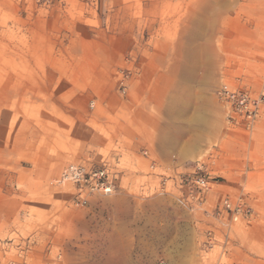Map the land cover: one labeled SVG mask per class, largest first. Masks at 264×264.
<instances>
[{
  "label": "rangeland",
  "instance_id": "rangeland-1",
  "mask_svg": "<svg viewBox=\"0 0 264 264\" xmlns=\"http://www.w3.org/2000/svg\"><path fill=\"white\" fill-rule=\"evenodd\" d=\"M223 90L264 96V0H0V264H264V116Z\"/></svg>",
  "mask_w": 264,
  "mask_h": 264
},
{
  "label": "built area",
  "instance_id": "built-area-1",
  "mask_svg": "<svg viewBox=\"0 0 264 264\" xmlns=\"http://www.w3.org/2000/svg\"><path fill=\"white\" fill-rule=\"evenodd\" d=\"M219 99L228 107L231 119L242 121L246 124H254L264 116V96H255L246 90H223L218 93ZM197 174L202 172V166L197 165ZM64 180L70 181L79 198V203L85 204L86 199L95 193H106L111 191L109 184V172L105 167L85 170L77 165H70L62 174ZM198 189L197 197L208 190L206 182L199 176L192 181ZM242 203L237 201L231 204L227 199L221 202L217 209V215L229 212L233 220L241 213Z\"/></svg>",
  "mask_w": 264,
  "mask_h": 264
}]
</instances>
